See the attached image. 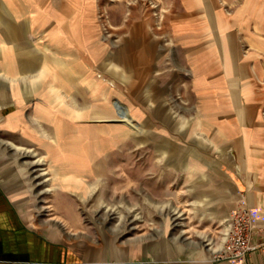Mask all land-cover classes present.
I'll list each match as a JSON object with an SVG mask.
<instances>
[{
	"label": "rangeland",
	"instance_id": "obj_1",
	"mask_svg": "<svg viewBox=\"0 0 264 264\" xmlns=\"http://www.w3.org/2000/svg\"><path fill=\"white\" fill-rule=\"evenodd\" d=\"M172 7L169 0H52L42 5L38 3L41 10L49 8L62 12L65 24L70 25L77 16L84 17V26L95 23L100 34L101 64L109 57L114 58L111 65L113 74L107 73V63L100 68L90 65V73H94L101 83L93 80L76 82L83 78L79 65L63 63L54 66L60 75L70 70L63 85L72 83L76 87L84 83L90 90L73 88L67 99L62 95L59 97L62 103L58 101L53 105L54 111H60V116L71 124L75 122L73 129V125L64 122L70 127L68 133L59 131L54 124L56 142L51 138L42 142L41 135L32 131L19 133L3 128L13 106L5 108V113L0 115V185L6 198L16 205L31 229L52 237L56 242L66 244L87 257L97 253L104 256L112 252L119 254L117 258L100 262L125 264L131 258L168 264H219L228 261L221 257V252L210 263L204 262L205 251L224 247L225 234L230 230L231 219L237 209L235 186L219 161V149L211 145L210 137L200 126L201 114L196 112L198 100L191 96L189 90V71L181 63L180 91L171 90L165 96V107L174 108L178 128L170 124L159 130L146 128L140 93L133 94L130 90L136 78L124 63L139 56L144 31L149 41L161 46L160 51L167 61L165 71L178 68L172 53L174 43L169 18ZM55 20L52 19L53 22ZM41 34L38 33L37 39ZM40 42L38 46L42 48L50 43L48 38ZM136 71L140 77V70ZM57 72L53 73L52 85L61 78ZM75 74L80 75L77 78ZM99 89L100 99L96 94ZM44 101L49 99L37 97L30 104ZM66 101L82 113L78 112L73 117ZM116 103L127 111V117L119 115ZM44 111L49 112L48 109ZM154 122L159 124L156 120ZM79 127H83L82 130ZM108 127L112 131H121L118 134L120 140L111 144L107 151H92L88 143L95 139L96 133ZM78 140L87 143L88 161L84 168L73 161L75 155L70 151ZM203 140L208 141L205 147L201 144ZM204 148L209 162L207 166ZM189 153L193 157L192 176L188 175L187 161H175L174 165V161H170L173 157L187 159ZM80 171L88 174L83 176ZM204 173L207 174L205 187L201 186ZM205 193L208 198L204 201ZM155 202L161 204L160 207L151 204ZM131 240L137 242L133 246L125 244ZM157 243L169 247L176 257H153L150 247ZM192 243L201 246L203 252L186 246ZM134 247H140L138 255ZM143 250L148 252V258L142 256ZM124 252L128 253V258L120 260Z\"/></svg>",
	"mask_w": 264,
	"mask_h": 264
},
{
	"label": "crops",
	"instance_id": "obj_2",
	"mask_svg": "<svg viewBox=\"0 0 264 264\" xmlns=\"http://www.w3.org/2000/svg\"><path fill=\"white\" fill-rule=\"evenodd\" d=\"M50 1L0 0V115L5 113V108L14 107L2 127L19 133H39L42 142L47 138L56 142L55 125L59 129L61 123L67 121L60 116V111H54L53 105L58 101L62 103L59 97L64 95L67 99L73 88L89 90L84 83L76 87L72 83L63 85L62 75L52 85L53 73L57 70L59 73L54 66L79 65L83 78L76 82L101 83L90 73V65L100 68L107 63V73L111 72L112 76L111 65L115 61L109 57L101 64L100 34L95 23L84 26V17L77 16L70 25L65 24L62 12L38 8V3ZM169 1L173 3L169 15L174 43L172 53L178 68L165 71L167 61L160 51L161 46L149 41L148 36H144L147 32L142 31L139 56L124 62L136 78L130 90L133 94L140 93L146 128L160 130L170 124L178 128L174 108L165 107V96L171 90L180 91V66L183 64L187 68L191 96L198 100L196 112L201 114L200 126L210 137L211 145L218 147L219 161L234 183L235 209L245 203L258 227L253 235L254 251L242 261L228 260L219 264H264V0ZM53 18L57 20L53 22ZM38 33H43L39 39ZM45 38L50 43L39 47L38 42ZM134 67L140 70V77L138 70L133 72ZM79 75L74 76L78 78ZM96 94L100 99V89ZM37 97L49 101L31 105ZM69 107L73 117L82 113ZM42 114L44 117H39ZM155 120L161 125L154 124ZM72 125L73 129L75 122ZM79 128L77 131L83 127ZM201 144L205 147L208 141L203 140ZM190 154L187 159L173 157L170 161H174L173 165L175 161H187L188 175L192 176L193 157ZM204 154L207 166L206 148ZM56 157L59 159L58 155ZM202 178L201 186L205 187L207 174H202ZM206 198L205 193L202 200ZM189 245L195 246H186ZM195 247L203 252L201 246ZM134 248L138 255L140 247ZM222 248L205 251L204 262L210 263ZM150 249L156 258L176 257L164 244H153ZM117 256V252L107 256L97 253L90 258L31 229L0 185V264H110L100 261ZM127 256L124 252L120 260ZM142 256L148 258L149 254L144 251ZM125 264L168 263L131 258Z\"/></svg>",
	"mask_w": 264,
	"mask_h": 264
},
{
	"label": "built area",
	"instance_id": "obj_3",
	"mask_svg": "<svg viewBox=\"0 0 264 264\" xmlns=\"http://www.w3.org/2000/svg\"><path fill=\"white\" fill-rule=\"evenodd\" d=\"M231 220L221 257L224 260L242 261L256 249L253 235L258 227L245 203L237 209Z\"/></svg>",
	"mask_w": 264,
	"mask_h": 264
},
{
	"label": "bare ground",
	"instance_id": "obj_4",
	"mask_svg": "<svg viewBox=\"0 0 264 264\" xmlns=\"http://www.w3.org/2000/svg\"><path fill=\"white\" fill-rule=\"evenodd\" d=\"M69 73H70V70L68 69V72H67V70H66V72L64 71V73H62V76L63 77H65V76H68L69 75ZM61 73H58V77H60L61 75H60ZM29 75V74H28ZM25 76V75H24ZM39 83V82H38ZM40 88V87H39ZM39 90V89H38ZM108 97H109V94L107 95V99H108ZM110 100V99H109ZM113 106V105H112ZM117 108H118V110H119V115H121V116H124V117H127L128 115H127V111L126 110H124L123 109V107H122V105L121 104H119V103H116V105H115ZM118 110H117V112H118ZM95 112H97V108H96V110H95ZM120 116V117H121ZM69 130H70V127H69V125H67V124H65L64 122L63 123H61V125H60V127H59V131H61V132H65V133H68L69 132ZM121 132V131H120ZM120 132L117 130V131H112V130H109V127H108V129L107 130H105V128L102 130V132H99V133H96V136H95V139H93V141H91L90 140V143H88V145H90L91 147H92V151H97V152H103V151H107L108 149H109V147H110V145L111 144H114V142H117V141H119L120 140V135L118 136V134H120ZM111 135H113L112 137H114L115 139L114 140H112V137H111ZM86 144L87 143H85L84 141H79L78 140V142L75 144L76 146H74V147H72L71 148V152H72V154H74L75 155V157L73 158L74 160L73 161H75L76 163H79L81 166L80 167H83L84 168V166L83 165H85L86 164V162L88 161V157H86ZM134 155H136V154H134ZM144 156V155H143ZM142 156V157H143ZM132 159H133V157H132ZM135 159V158H134ZM133 159V160H134ZM139 160V159H138ZM131 161V160H130ZM135 161H136V159H135ZM129 162V161H128ZM127 163V162H126ZM133 163V162H132ZM139 163V162H138ZM126 165V164H125ZM142 166V165H141ZM83 168H81V169H83ZM129 169H131V168H129ZM145 169H147V168H145ZM119 172V171H118ZM131 172V171H130ZM80 173H82V175L83 176H86L88 173H84V172H82V171H80ZM121 174V173H120ZM127 175V174H126ZM123 177V176H122ZM205 178V177H204ZM115 179V178H114ZM117 179V178H116ZM118 180V179H117ZM124 181V180H123ZM128 182H129V180H128ZM96 183V182H95ZM104 183V182H103ZM99 184V183H98ZM97 184V185H98ZM105 184V183H104ZM131 185V184H130ZM106 186V185H105ZM86 187V186H85ZM126 187V186H125ZM102 191H103V189H102ZM117 192V191H116ZM144 202H146V200L144 201ZM148 202H150L149 200H148ZM150 204V203H149ZM152 205H155L157 208H158V206L160 207V205L158 204V203H151ZM136 205V204H135ZM133 207H131V209H132ZM43 226H45V225H43ZM64 230V229H63ZM225 236H227V233L225 234ZM226 238L227 237H225L224 238V242L226 241ZM176 240V239H175ZM175 240H173V242H175ZM135 241L136 240H134V241H128V242H125V244H127V245H129V244H132V243H135ZM178 241V240H177ZM137 242V241H136ZM193 244V243H192ZM195 247V246H194ZM197 247H198V245H197ZM215 248V247H214ZM213 249V248H212ZM211 249V250H212ZM219 249V248H218ZM223 249H224V247L222 248V251H223ZM217 250V249H216ZM221 251V252H222ZM210 258V257H209Z\"/></svg>",
	"mask_w": 264,
	"mask_h": 264
}]
</instances>
